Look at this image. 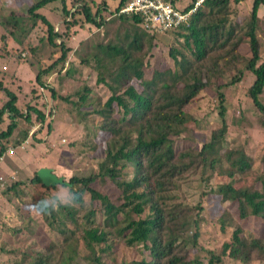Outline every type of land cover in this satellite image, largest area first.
<instances>
[{"label":"trees","instance_id":"16d2710c","mask_svg":"<svg viewBox=\"0 0 264 264\" xmlns=\"http://www.w3.org/2000/svg\"><path fill=\"white\" fill-rule=\"evenodd\" d=\"M54 1L36 0L29 6L27 14L11 13L7 18L15 31L25 36L38 22L44 23L47 26L46 40L59 48L60 56L52 64L42 67L36 76L42 85V75L51 73L59 64L63 66L70 51L63 38L61 42L57 41L62 34L39 12ZM167 1L178 7L177 0ZM195 1L190 0L181 9H190ZM240 1L204 0L188 23L172 30L176 37L169 47V55L174 65L155 67L147 78L145 67L157 34L143 26L141 16L120 13L126 0H120L114 10L103 1L96 11L85 0H74L76 7L71 11L66 0H62L68 29L78 23V13L97 27L107 23L105 12H110L120 23L115 39L97 43L82 57L84 63L94 64L99 81L106 82L111 90L103 104L92 107V112L100 118L99 130L108 135L106 155L97 170L89 174L75 173L70 178L75 189L89 196L87 203L61 208L44 216L51 227H59L64 237L62 245L49 243L46 252L38 253L28 264H52L56 259L63 264H105L104 253L114 252L122 239L130 246H142L147 252L133 264L264 261V235L246 234L238 222L251 216L264 221V173H258L252 182H247L254 169L253 157L244 147L225 148L228 107L224 88L241 81L246 69L254 75L248 94L262 113L264 124V103L261 100L264 60H261L262 42L257 34L261 19L259 8L264 5V0H253L250 17L244 23L232 18V3ZM18 42L25 44L20 37ZM243 45L247 46V51L242 50ZM232 71L231 80L225 82L226 75ZM66 72L70 73L69 70ZM134 80H139L141 87H136ZM206 88L217 92L220 122L200 150H177L175 138L196 120L185 108ZM0 89L8 96L0 108V121L5 114L9 117L7 128L0 131L2 155L9 148V139L18 128L19 118L30 122L32 112L41 121L46 116L31 105L23 112L18 105L19 96L1 82ZM88 97L85 92L81 100ZM48 128L51 129L50 124ZM28 133L26 130L14 145L20 146ZM198 167L202 168L207 180L213 173L227 178L212 186L209 192L219 195L223 202H234L236 210L235 214L226 211L219 219L223 230L232 227L229 239L220 249L205 248L204 256L197 254L193 257L192 249L197 250L200 245L204 207L178 202L171 192L180 179ZM106 179L116 186L120 202L92 185ZM31 182L44 188L52 187L42 182L38 170ZM259 182L261 184L257 186ZM19 185L14 182L7 190L14 192Z\"/></svg>","mask_w":264,"mask_h":264},{"label":"rangeland","instance_id":"374dc122","mask_svg":"<svg viewBox=\"0 0 264 264\" xmlns=\"http://www.w3.org/2000/svg\"><path fill=\"white\" fill-rule=\"evenodd\" d=\"M36 0H0V82L19 96L18 105L23 112L27 106H35L45 114V120L32 112V120L18 119V128L10 137L8 147L14 148L15 153L5 157L7 167L4 171L6 183L0 189L1 194H10L17 201L16 211L9 212L7 223L4 224V235L0 241V264H28L38 253L46 252L51 242L63 243V234L59 227H51L44 216L33 215L31 206L38 200L51 193L56 186L44 188L40 184L31 182L35 172L41 167H51L56 174L66 173L69 178L75 173L89 174L98 169V164L106 155L107 134L99 130L100 118L92 112L93 105L104 103L111 95L106 82L99 81V75L94 64L82 61L100 42L116 38V31L120 26L119 20L105 12L108 21L102 27L89 23L82 13H78V23L69 29L65 23L66 14L63 10L62 0H56L39 9L62 34V38L70 48L64 65L59 64L51 73L43 74V85L36 80L40 69L52 64L60 56V50L52 46L47 40V26L38 24L29 32L22 35L16 32L7 21L9 14H27L29 6ZM74 0H66L67 8L75 10ZM96 11L103 1L108 2L114 10L120 0H85ZM190 0H177L178 7H185ZM253 0H241L232 3V18L241 23L247 22ZM261 17L257 34L262 42L261 60H264V5L259 8ZM15 31V32H14ZM18 37L25 44L18 42ZM176 34L174 31L157 33L154 47L147 59L146 77H150L155 67H172L173 59L169 55V47L174 44ZM182 40V37H178ZM247 51L246 45L242 47ZM67 70L70 73L67 74ZM230 72L224 81L231 80ZM241 81L229 84L224 88L226 94V121L228 134L225 148L244 147L253 157L254 169L248 181L252 182L258 173H264V124L261 121L262 113L256 108L248 94L253 83L254 75L248 69L244 72ZM136 87H141L139 80L133 81ZM89 88L90 90H86ZM54 92V93H53ZM88 93V99L81 100L83 93ZM8 99L6 92L0 89V108ZM264 103V93L261 96ZM195 121L189 123V129L175 138L174 146L177 150L191 149L194 152L201 149L203 143L209 141L212 130L219 124L218 95L216 90L204 89L200 97L185 108ZM8 114L3 115L0 121V131L7 128ZM49 124L51 129L48 128ZM26 130L28 137L20 146H15ZM27 152H30L29 154ZM33 152V153H32ZM34 157H32V156ZM19 162V163H18ZM2 164V163H1ZM0 164V168H1ZM198 167L186 174L177 183L176 189L171 192L176 201L191 207L201 204L204 207L203 220L200 222L201 236L199 247L192 249L191 256L197 254L204 256V249H220L223 242L230 237L232 227L225 230L221 228L220 217L229 211L235 214L234 202H223L216 193H210V188L227 178L213 173L209 180ZM19 182L14 192L8 187ZM246 182V180H245ZM260 182L256 183L260 186ZM109 194L118 203L119 191L109 179L92 184ZM87 200L89 196L86 194ZM237 222V220H236ZM238 222L246 234L264 235V221L255 216ZM82 249V248H81ZM197 251V252H196ZM147 252L142 246H130L126 241L119 240L114 252L104 253L105 264H133ZM231 264H264L262 260H253L243 263L227 260ZM52 264H63L56 259Z\"/></svg>","mask_w":264,"mask_h":264},{"label":"built area","instance_id":"2783aa9c","mask_svg":"<svg viewBox=\"0 0 264 264\" xmlns=\"http://www.w3.org/2000/svg\"><path fill=\"white\" fill-rule=\"evenodd\" d=\"M204 0H196L194 5L184 11L167 0H126L120 13L137 14L142 18L143 26L154 33H165L189 22L192 14L198 10ZM15 153L8 148L0 155V164L5 155ZM6 178L0 171V189L5 186Z\"/></svg>","mask_w":264,"mask_h":264},{"label":"clouds","instance_id":"9594fccd","mask_svg":"<svg viewBox=\"0 0 264 264\" xmlns=\"http://www.w3.org/2000/svg\"><path fill=\"white\" fill-rule=\"evenodd\" d=\"M57 178L58 182L53 191L31 206L34 216H48L61 208L77 207L81 202H88L85 194L72 186L68 174L59 173Z\"/></svg>","mask_w":264,"mask_h":264},{"label":"crops","instance_id":"0c3cea01","mask_svg":"<svg viewBox=\"0 0 264 264\" xmlns=\"http://www.w3.org/2000/svg\"><path fill=\"white\" fill-rule=\"evenodd\" d=\"M27 153L29 154L30 152H27ZM6 156L7 157H11L12 159H14V157L11 156V155H5V157ZM5 157H4V160H5ZM32 157H34V156H32ZM4 160L2 161L1 168H0L1 173L4 174V171H5L6 167H7V169L9 168L11 170L12 174L15 173L14 169H12L9 165H7L6 161H4ZM16 203H17V201L14 199L13 195H10V194H7V193L4 195V194L0 193V241H2L3 235L5 234L4 233V229L5 228H4V224L3 223L4 222L5 223L8 222L6 219L10 215L9 212L13 213L14 211H16L15 210V209H17Z\"/></svg>","mask_w":264,"mask_h":264},{"label":"water","instance_id":"95a60500","mask_svg":"<svg viewBox=\"0 0 264 264\" xmlns=\"http://www.w3.org/2000/svg\"><path fill=\"white\" fill-rule=\"evenodd\" d=\"M38 175L47 186H55L58 182L57 174L50 167L44 166L39 168ZM60 180L62 182V178H60Z\"/></svg>","mask_w":264,"mask_h":264}]
</instances>
